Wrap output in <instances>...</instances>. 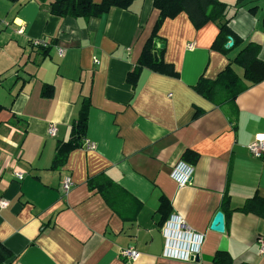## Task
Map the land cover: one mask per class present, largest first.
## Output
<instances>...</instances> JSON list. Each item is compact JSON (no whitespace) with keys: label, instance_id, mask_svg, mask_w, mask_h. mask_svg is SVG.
Listing matches in <instances>:
<instances>
[{"label":"crops","instance_id":"crops-1","mask_svg":"<svg viewBox=\"0 0 264 264\" xmlns=\"http://www.w3.org/2000/svg\"><path fill=\"white\" fill-rule=\"evenodd\" d=\"M50 1L0 0V241L13 251L12 264H216L218 251L231 264H264V217L230 212L255 193L264 198V157L248 149L264 139V80L221 104L195 89L249 42L264 60V0L238 7L230 26L243 43L228 54L211 48L214 22L197 29L185 12L166 19L157 46L179 76L144 68L135 88L127 77L157 20L153 0L90 18L52 14ZM38 38L48 45L35 46ZM45 83L53 96H42ZM86 97V138L54 168ZM180 163L192 168L184 185L173 176ZM101 173L123 189L109 185V202L89 185ZM67 176L73 186L65 192ZM163 196L171 211L160 224ZM218 211L222 233L211 229ZM172 215L203 235L199 261L164 254ZM126 247L138 257L122 258Z\"/></svg>","mask_w":264,"mask_h":264},{"label":"trees","instance_id":"trees-1","mask_svg":"<svg viewBox=\"0 0 264 264\" xmlns=\"http://www.w3.org/2000/svg\"><path fill=\"white\" fill-rule=\"evenodd\" d=\"M134 1L100 0L97 2L95 0H51L47 6L52 14L58 16L90 18L100 17L112 7L129 9ZM242 2L244 0H238L236 4L231 5L221 0H153V8L158 11V17L149 38L143 46L137 65L128 74L127 80L135 88L138 84L141 71L144 68L162 74L179 76L174 66L164 60L165 49L158 47L157 41L164 42V39L159 35L160 27L164 21L168 18H174L182 12L188 15L197 29L209 22H214L217 25L218 32L211 45L213 50L228 54L232 50L237 49L243 43V40L232 29L230 21ZM230 39L233 41L231 47L227 46ZM259 50V45L256 43H247L233 57L229 58L228 64L215 79H208L201 76L195 85V89L203 97L217 104L233 102L249 86L264 80V60L259 57ZM235 65L243 69V76H239L236 73L234 69ZM41 94L44 97L53 96L54 86L50 83H45L42 87ZM90 105V99L86 97L82 102L78 118L72 123L70 138L66 141H59L56 147L52 167L60 168L66 162L69 152L82 146L87 134ZM3 109L4 106L0 103V111ZM187 155H189V152L185 154V156ZM103 179H105V175L101 173L96 182L95 178L90 179L89 185L92 189L98 188L109 202L111 197L108 191L111 185H114L120 191L123 189L115 185L111 180H108L109 182H103ZM99 180H102V182L99 183ZM224 203L228 205L227 199ZM234 210L254 213L260 217H264V198L255 193L254 196L246 200L242 207L230 209V212ZM157 211L161 215L160 224H163L171 211L170 201L165 196L161 198ZM13 256V251L0 241V264H12ZM214 262L216 264H231L232 257L225 251H218Z\"/></svg>","mask_w":264,"mask_h":264},{"label":"built area","instance_id":"built-area-1","mask_svg":"<svg viewBox=\"0 0 264 264\" xmlns=\"http://www.w3.org/2000/svg\"><path fill=\"white\" fill-rule=\"evenodd\" d=\"M21 31V30H20ZM49 41L45 38H38L33 41L35 46L46 47ZM191 46V45H190ZM64 49L60 48L59 53L63 54ZM98 62V59H95ZM57 128L55 125H51L48 128V132L55 135ZM86 146L88 148L93 147L94 144L87 141ZM248 149L254 157H264V139L258 137L249 146ZM18 177L21 178L22 175L17 173ZM192 168L187 167L185 164H178L174 171L173 176L177 181L184 185L188 183L191 179ZM73 186L72 178L67 176L63 181V188L65 192H68ZM6 203L0 201V207L5 206ZM165 237L167 238L166 246L164 249V254L169 257L180 258L184 260L194 259L195 254L200 251V246L203 241V235L195 232L179 215H172L170 219L166 222L165 226ZM261 252L264 253V239L260 241ZM121 257L125 259H136L139 252L134 247H126L121 250Z\"/></svg>","mask_w":264,"mask_h":264},{"label":"water","instance_id":"water-1","mask_svg":"<svg viewBox=\"0 0 264 264\" xmlns=\"http://www.w3.org/2000/svg\"><path fill=\"white\" fill-rule=\"evenodd\" d=\"M232 45H233V41L232 39H230V41L227 43V46L231 47ZM211 229L217 232H221V233L225 231V217L222 211H218L215 214L212 220V223H211ZM194 259L196 261H199L200 259L199 253L195 254Z\"/></svg>","mask_w":264,"mask_h":264},{"label":"rangeland","instance_id":"rangeland-1","mask_svg":"<svg viewBox=\"0 0 264 264\" xmlns=\"http://www.w3.org/2000/svg\"><path fill=\"white\" fill-rule=\"evenodd\" d=\"M159 43H160V41L157 42V44H159ZM192 46H193V45L190 46V44H189V48H191Z\"/></svg>","mask_w":264,"mask_h":264}]
</instances>
